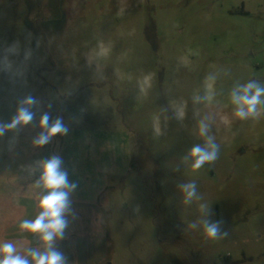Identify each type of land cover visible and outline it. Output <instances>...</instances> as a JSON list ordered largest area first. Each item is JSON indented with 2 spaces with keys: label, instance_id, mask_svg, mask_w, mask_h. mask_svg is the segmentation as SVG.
Returning a JSON list of instances; mask_svg holds the SVG:
<instances>
[{
  "label": "rangeland",
  "instance_id": "374dc122",
  "mask_svg": "<svg viewBox=\"0 0 264 264\" xmlns=\"http://www.w3.org/2000/svg\"><path fill=\"white\" fill-rule=\"evenodd\" d=\"M249 80L264 84V0H0V123L39 102L0 136V230L40 203L36 162L58 155L71 204L99 218L91 264H264V106L242 121L230 99ZM45 112L68 132L36 147ZM201 121L219 152L194 171ZM202 203L226 236L188 227Z\"/></svg>",
  "mask_w": 264,
  "mask_h": 264
},
{
  "label": "clouds",
  "instance_id": "9594fccd",
  "mask_svg": "<svg viewBox=\"0 0 264 264\" xmlns=\"http://www.w3.org/2000/svg\"><path fill=\"white\" fill-rule=\"evenodd\" d=\"M230 99L236 106L234 115L240 120L257 118L260 115L259 106H264V84L249 80L239 84L231 91ZM39 102L34 97H26L20 101L16 114L8 124L0 123V136L6 129L17 128L31 124L36 119V113L32 110ZM41 131L33 139L36 147L44 146L51 142L52 138L68 132L63 119L57 117L52 120L49 113L40 115L37 125ZM209 125L204 121L199 124V133L204 137V143L193 145L182 159L191 160V168L196 171L205 164H211L218 158L219 145L215 137L209 135ZM39 176L35 181L36 187L43 192L38 205L40 211L34 219H24L19 228L38 236L44 250L35 248L27 249V255H20L15 244L11 242L0 243V264H67V258L55 247L58 239H63L65 230L69 226L66 214L71 210L70 193L76 187L63 168V159L58 155L37 161L35 165ZM177 189L182 194V202L191 205L194 200H201L197 193L195 182L179 183ZM202 213L201 219L188 225L189 228L201 227L208 239H218L226 236L227 232L221 231V222H212L206 217L209 215L210 204L199 205Z\"/></svg>",
  "mask_w": 264,
  "mask_h": 264
},
{
  "label": "crops",
  "instance_id": "0c3cea01",
  "mask_svg": "<svg viewBox=\"0 0 264 264\" xmlns=\"http://www.w3.org/2000/svg\"><path fill=\"white\" fill-rule=\"evenodd\" d=\"M38 205H32V207L30 208L29 205H21L20 203L15 205L12 204L11 205L12 208L15 209L16 207L22 208L21 210H23L24 214H22L20 218L12 221L10 227L13 226L14 228L18 226V228L15 229V231L14 230L11 231L12 233L9 232L10 227L7 229L8 231L6 230V228L0 230V232L2 233L0 235V243L11 242L15 244L17 251L20 255H27V249L29 248H35L39 251H43L44 248L42 243L39 241L38 236H36V238L33 239L31 238L30 232L22 231L19 228V225L22 220L34 219L35 214L38 215L40 211ZM4 206H5L4 204L0 205V211L4 209ZM71 206L72 207L69 218L72 221H74L75 219V223L77 225L75 224L76 225L75 226L73 223L71 224L69 223V226L65 230L64 238L61 240L58 239L56 241L55 247L57 248V250L62 252L64 256L67 258V264H91L90 257L92 256L93 253L97 252L98 250L97 244L99 242V239H101L99 235L90 233L91 231L90 225H94L93 223H95L97 219H99L96 212H94L96 211V209L93 207V205L90 204L86 206L82 205V208H80L81 206L79 203H73L71 204ZM88 206L90 207V209H88L89 208ZM26 209L27 210L31 209L29 216L25 214ZM87 210H91V212ZM87 213H90V215H88ZM74 214H76L78 218L75 217ZM81 214H84L85 216L88 215L87 216L88 219L82 218L83 221H81L80 219ZM79 221L82 222L81 226L83 225V227L80 228L78 227ZM3 222H4L3 214L0 212V223ZM103 263L104 261L102 260V257L97 259V264H103Z\"/></svg>",
  "mask_w": 264,
  "mask_h": 264
}]
</instances>
